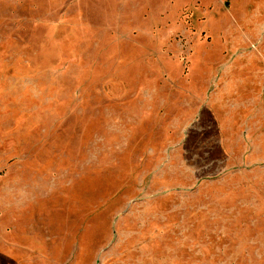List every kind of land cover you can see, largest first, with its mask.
<instances>
[{
  "label": "rangeland",
  "instance_id": "obj_1",
  "mask_svg": "<svg viewBox=\"0 0 264 264\" xmlns=\"http://www.w3.org/2000/svg\"><path fill=\"white\" fill-rule=\"evenodd\" d=\"M118 8L166 64L88 79ZM0 264H264V0H0Z\"/></svg>",
  "mask_w": 264,
  "mask_h": 264
},
{
  "label": "crops",
  "instance_id": "obj_2",
  "mask_svg": "<svg viewBox=\"0 0 264 264\" xmlns=\"http://www.w3.org/2000/svg\"><path fill=\"white\" fill-rule=\"evenodd\" d=\"M125 10V8H118L113 10L112 13H107L104 18L100 16L92 21L84 20L85 18L81 17L79 21L72 22L66 18L63 24L55 25V31L62 30L65 32L66 41H70V37L75 36L80 39L77 41H80L83 45L87 43L88 46L96 47L98 50L93 59H83L76 56V59L65 63L71 66L75 64L80 72L87 67L88 79L117 77L120 69H116V63L120 62L122 53L130 54L138 47L148 49V52L137 60L140 68L135 67V62L134 71H131L140 73V78H145L147 72L153 73L154 65L159 67L166 64L161 59L162 53L155 51L156 54H153L152 50L155 47L154 43L158 48L168 45V33L172 28L162 22H142L141 17L145 16L144 13L134 15L137 16V23H131L132 17L129 14H124ZM123 18H126L128 22H123ZM147 65L153 68L151 72L143 70ZM107 66L108 69H106ZM68 70L69 66L65 67L66 74Z\"/></svg>",
  "mask_w": 264,
  "mask_h": 264
}]
</instances>
